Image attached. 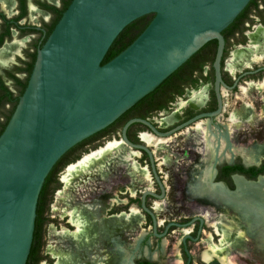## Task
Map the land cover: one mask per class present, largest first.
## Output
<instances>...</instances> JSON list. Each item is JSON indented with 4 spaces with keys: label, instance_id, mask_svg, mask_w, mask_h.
<instances>
[{
    "label": "water",
    "instance_id": "water-1",
    "mask_svg": "<svg viewBox=\"0 0 264 264\" xmlns=\"http://www.w3.org/2000/svg\"><path fill=\"white\" fill-rule=\"evenodd\" d=\"M254 1L70 0L37 50L0 133V264H25L37 203L54 168L75 149L123 124L137 106L213 47L216 110L163 132L137 118L120 130L127 146L146 153L158 185V196L145 191L140 198L154 232L144 197L161 199L163 188L150 152L127 141L125 130L139 123L165 137L195 120L192 129L217 122L223 109L219 96L230 94L221 85L226 51L221 34L248 14ZM195 219L201 225L202 218Z\"/></svg>",
    "mask_w": 264,
    "mask_h": 264
},
{
    "label": "flooded vegetation",
    "instance_id": "flooded-vegetation-1",
    "mask_svg": "<svg viewBox=\"0 0 264 264\" xmlns=\"http://www.w3.org/2000/svg\"><path fill=\"white\" fill-rule=\"evenodd\" d=\"M69 2L70 0H0V126L13 111L17 99L26 85L37 50L42 46L52 27L57 22ZM237 20L238 21L236 25L228 27L224 33L221 34L226 50L224 60L227 57V52L230 45H236L229 53L227 60L223 63L221 75V85L230 94L219 96V101L223 109L218 121L201 127L199 135H196L199 137V141L201 142L202 146H204L206 141L205 134L209 137L211 145H213L214 148L213 146L210 147L217 151L216 153L218 158V153L224 152L225 154V157L222 159L219 158L220 161L218 160L213 164V169L210 172L211 180L208 184L206 183L205 187L202 186V180L199 178V174H194L193 176L194 181L196 179L204 190V192H202V190L200 191V196H204V199L207 200L210 205L219 210H222L224 206H222V203L216 201L214 196L210 193L211 186H220L223 191L226 190L228 192H232L236 186V192L238 190L236 179H240L244 183H247V181H255L257 176L264 175V158L254 161L248 152L249 149H252L254 145L262 146L264 144V88L261 91H257L256 89V85L264 84V57H262L259 62H249L248 65L237 66L233 73L230 70V64L233 60V53L241 51L242 48L246 49L250 45L249 35L253 33L257 27H264V0H255L248 14L238 18ZM255 21L258 23L256 26H254ZM212 61L213 47L182 69L162 92L137 106L128 116L126 121L134 118L143 119L149 122L158 132H163L181 122L194 117L197 114L210 113L216 110L215 96L212 87ZM199 86L207 87L204 101L198 107L187 105L190 96L189 93L196 90ZM179 102L184 104L179 110V118L170 125L161 127L157 121H159L162 117L173 113L176 110V105ZM244 108L248 109L246 114L240 115V112H242ZM233 115L235 116L233 117ZM126 121H124V123ZM194 122L190 123L185 128L170 134L168 137H172L184 132L190 128ZM258 122H260L259 125H256ZM122 126L120 129L114 128L116 130L112 129L105 134L93 139L92 141L80 146L65 158L68 160L63 164L62 167L59 168L55 175L58 187L53 190L51 199L53 193L56 194L60 191V189H63L64 183L62 182L61 176L66 174L65 171L69 166L76 164L85 155H89L92 152L102 149L101 147L105 145V143L113 144L114 142H117H109L115 139V136L117 139H120L123 145H126L120 138V130ZM248 129H251V136H253L251 140L246 139V133L242 134V132ZM143 133L159 138L167 137L157 136L147 127L139 123H132L126 128L125 137L127 141L132 144L144 145L145 147L147 146L146 148L148 151L150 152L149 149H151V152L154 155L153 147L146 145L142 141L141 135ZM196 134H198V132H196ZM256 134L259 136L258 141L256 138H254ZM129 148L124 147L123 150L128 149L132 152H135L136 155L132 157V161L135 162L139 168L145 169L147 171L149 175V181L152 179L151 183L153 181L158 192L154 193L151 191V193L155 196H158L160 191L152 175L146 153L139 149ZM180 149L183 148L179 146V150ZM189 150L190 146H187V148L186 146L184 147V154L182 155L183 160L188 159V163L194 164V158H192V155L189 154ZM173 152L174 148L171 150V154H173L171 157L176 158L177 156V160H174V162H176V164L181 162L179 165H182V158L179 157L178 153L174 154ZM159 161L160 160L156 158L155 155L152 156L153 170L160 183V178L156 170H160V165H163V160L160 163ZM142 162H144L145 165H142ZM109 167V171L114 174L112 164L109 163ZM249 168H255L257 171ZM182 169L184 171V168ZM188 170L189 173L186 171V174H188L189 177V174L192 172V166L188 165ZM129 173L132 176L131 171ZM184 174L185 171L183 172V177L180 175V178H182V191L185 186ZM58 175H60V177ZM238 176H242L243 179ZM126 179L127 176L125 175V177L121 180L120 185L127 186L122 183ZM116 194L119 195L121 200L118 199ZM116 194L115 196L117 202L115 201L112 204L114 205L116 203L117 205H122V208L111 211L113 207L111 205V208L106 211L105 214H102L99 209L97 210L98 217L107 219L109 216L108 213H125L130 207L134 206L143 216V223L141 226H144L145 223H147V225L151 226L152 228L151 217L140 207V198L142 193H140L136 198V189H134V193H131L130 190L126 189L123 192L117 191ZM77 195H79V193ZM84 198L85 196L83 195L79 196L78 201H80V199L83 200ZM94 198H92V200L89 202L93 201ZM176 198L177 197H175V199ZM51 199L50 202L46 204L42 214L39 245L36 249H34L32 264H54L53 261L55 257L52 255V251L49 248H64L61 240L49 242L51 235L56 236L50 231L52 227L51 225H53L55 229L62 228L68 231H73L74 229L73 225L70 223V216L68 214L69 204H66L65 208L59 212L62 214V217L56 220V218L51 214V206L53 204ZM162 199L163 198L158 199L149 195L144 197L143 205L153 216L154 232L156 222L157 227L162 226V233L166 229L165 234L166 232L176 228H179V230L188 229V233L183 235L178 241L176 251H178L179 257L181 256V264H191L192 258L188 254L190 249H188L186 244L190 242L194 244L197 243L198 240L201 242L203 237H206L207 235L212 238V241L218 242L219 235L214 232L213 227L207 223V220L204 217L202 218L200 215L192 214L191 211L185 212L186 214L191 213V216L185 215L184 217L176 218V220H165L167 219L165 217V219L163 218L162 220L154 218L153 213L155 212L153 205L156 201H161ZM105 204H107V199ZM225 208L228 214L237 213L235 208H233L230 204H226ZM195 217L202 218L201 225L199 224L198 220H192ZM52 222H56L58 226H55ZM206 229H209V231ZM62 231L63 230L60 232ZM261 233L262 231L253 235L256 236V240L260 237ZM161 234L157 236H161ZM200 235H203V237L201 238ZM185 236L188 237L184 238ZM48 243L51 244L48 245ZM211 258L208 262L200 259L201 263L199 264H210V261H214L217 264H224L216 257Z\"/></svg>",
    "mask_w": 264,
    "mask_h": 264
},
{
    "label": "bare ground",
    "instance_id": "bare-ground-1",
    "mask_svg": "<svg viewBox=\"0 0 264 264\" xmlns=\"http://www.w3.org/2000/svg\"><path fill=\"white\" fill-rule=\"evenodd\" d=\"M249 39L250 45L246 49L242 48L241 51L233 53V60L230 64L232 73L236 70L237 66L248 65L249 62H259L261 58L264 57V27H257L255 31L249 35ZM263 88L264 84L256 85L257 91H261ZM206 91V86H199L196 90L189 93L190 96L187 105L192 107L200 106L205 99ZM183 105V103L179 102L176 105V110L169 115L165 114V117L157 121L158 124L161 127H166L176 121L179 118V110ZM247 110V108H244V110L240 112V115L246 114ZM234 116L235 115H233V117ZM200 130L201 127L196 129L188 128L175 136H166L167 138H159L143 133L141 139L146 145L153 147L155 156L158 157L159 154L163 155V165L160 166H166V168L171 164H175L174 158L171 157V155H173L171 154V150L175 148V144L180 140L183 143L190 142L189 154L192 155L195 161L192 165V172L194 174H199L198 176L202 180V186L205 187L206 183L208 184L211 180L210 172L213 169V164L216 163L219 158L222 159L225 157V154L224 152H220L218 153L219 158L217 157V151L213 150L214 146L211 145L209 137L206 134V141L204 146H202L199 137L196 136L199 135ZM196 132H198V134H196ZM210 146H213V148ZM101 148L102 149L96 152L86 155L79 162L66 170V174L63 176L64 191H66L72 183L79 181L82 175L86 173L95 175L93 171H97L99 167H103L104 165H109V163L106 162L111 159L112 154L123 153L118 163L123 165L129 162L130 171L133 175L140 178L143 182L149 179L147 171L139 168L138 165L132 161V157L136 155L135 152L128 149L123 150L124 145L121 142L107 144L105 147ZM248 152L254 161L264 158V144L262 146L254 145ZM150 153L153 156L151 151ZM107 175L111 183L116 187V191L123 192L128 189L131 193H134V188L132 187L133 183L127 186L120 185L121 180L125 177L121 166H116L115 176L110 171L107 172ZM261 177L258 178V182L256 181L257 183L254 182L256 184H250L249 182L244 183L242 180L236 179L238 187L236 192V186L232 192H228L224 189L231 194L223 191L220 186L210 187V193L214 196L215 200L222 203L224 207L222 210L216 209L206 200L204 202L205 206L202 207L203 210L199 213V215L202 216V218L204 217L207 223L213 227L214 232L219 235L218 242L212 241L209 235L202 239L201 242L205 245V251L202 253L201 257L205 262L211 257H216L224 264H231L229 260L231 252L235 249H241L248 236H253L255 233L262 231L260 237L255 240V243L260 246L255 248L256 255L259 257L258 248L261 250L264 249V176ZM103 181L107 186V178L105 180L103 179ZM189 184L190 183H187L188 188L190 187ZM146 188L149 187L147 186ZM58 194H61V192ZM76 199V202H71L68 208L70 223L74 227L73 231L64 229L59 233L52 227L50 229L52 234L56 236L61 234L63 238L68 239V244H66L64 248H49L52 251V255L55 257L54 264H133L132 254H125L126 251L124 252V248L131 243L132 240L130 236H134L133 232L137 229L135 223L136 219L143 218L139 210L132 206L129 214L122 212L117 215H109L107 219H104L98 217L97 210L100 209L102 214H105V212L111 208V204L115 201L117 202L115 194L107 198L106 192L103 196L94 198L91 202L81 199L78 201V197ZM106 199L107 204H105ZM66 200L67 199H65V201ZM226 204H230L235 208L237 213L228 214L225 208ZM185 205L189 206V203L187 202ZM55 211L56 210H54V212ZM154 212L157 215L166 214L167 205L164 202L162 204L157 202ZM187 233L188 230H181L180 232L181 236ZM179 240L180 239H178V241ZM114 247H117V249L115 250ZM118 259L120 262H118ZM176 262L179 264L181 263L178 254L176 255Z\"/></svg>",
    "mask_w": 264,
    "mask_h": 264
},
{
    "label": "rangeland",
    "instance_id": "rangeland-1",
    "mask_svg": "<svg viewBox=\"0 0 264 264\" xmlns=\"http://www.w3.org/2000/svg\"><path fill=\"white\" fill-rule=\"evenodd\" d=\"M257 24L258 23L255 21L254 26H256ZM235 46H236L235 44L230 45L228 52H227L228 53L227 57H228L229 53L234 49ZM227 57L225 58L224 62L227 60ZM155 117H157V116H155ZM259 123L260 122H258L256 125H259ZM250 131H251V129H248V130H245L244 132H242V134L246 133V139L247 140H251L253 138V136H251ZM258 137H259L258 134H256V136L254 138H256L258 141ZM114 138L115 139H113L109 142H114V141L121 142L120 139H117L116 136ZM189 143H183L180 140L179 142H177L175 144V148H174L173 153L179 154V157L182 158V165H179V163H181V162H178V164H176V162H175V164H171L168 168H166V166H160V170L158 168H157L158 170H156V172L159 175V178H160L159 180H160L161 186H162L164 191H163V197H162L163 199L161 201H156L155 204L157 202H159V204H162L164 202L167 205V213L166 214L156 215L155 213H153L154 218H156L158 220H162L164 217L167 218V219L164 218L165 220H171V219L176 220V218L184 217L185 215L191 216L190 215L191 213L195 214V215H199V213L203 210L202 207L205 206L204 202L206 200L204 199V196H200V191L202 190V192H204L203 188L201 187V185L198 183V181L196 179L194 181V177H193L194 173L193 172H191V174H193V175L189 174V177H188V174H186V171H187V173H189L188 165L189 166L193 165V164H190L187 162L188 159L183 160V157H182V155L184 154V147L186 146V148H187V146H190ZM107 144L108 143H105V145H103L102 147H105ZM179 146L183 149L179 150ZM124 147L129 148L126 145H124ZM149 150L151 151V149H149ZM112 156H117V157L112 158ZM112 156H111V159H109L106 163L112 164V166H113L112 168L114 171L113 175H116V166L119 165L122 167L124 175L127 176V179L124 180L122 183L125 185H129L130 183L134 184V185H132V187L134 189H136L135 198L140 193H143L145 191H150V192L153 191L154 193H158L156 186L153 183V181L151 183L152 179H150V181H149V179H147L145 182H143L137 176H135L133 174H132V176L130 175V173H129L130 172L129 171V168H130L129 164L130 163L129 162H126V164H123V165H120L118 163L120 156H123V153L122 154H112ZM162 157H163L162 154H159L158 157L156 156V158H158L160 160L159 163L162 161ZM174 160L175 161L177 160V156H176V158H174ZM157 164H156V167H157ZM142 165H145L144 162H142ZM182 168H184V171H185V174H184L185 186H184L183 191H182L183 187H182V180H181L182 178H180L184 172ZM109 169H110V167L108 164L104 165L103 167H99L97 171L96 170L93 171V173L95 172V175L94 174L89 175L91 173H89V174L86 173V174L82 175V178L79 181L72 183L67 188L66 191H64V188H63V189H60V191H59V192H61V194H58L59 192L56 194L53 193L52 199H51V202L53 201V204L51 206V209H52L51 214L56 218V220L62 217V214H60L59 212L63 208H65V204L66 203L70 204L71 202H76L75 201L76 197L83 195V196H85V198L83 200L90 201L94 197L100 198L106 192H107V198L113 194H116V192H117L116 187L111 183L109 176L107 175V172L109 171ZM65 173H66V171H65ZM125 173H127V174H125ZM174 173H176V174H174ZM58 176L60 177V175H58ZM63 176H61L62 182H63ZM177 176H179V177H177ZM106 178H107V186L105 185V183L103 181V179L105 180ZM186 182L190 183L189 188H188V185ZM147 186L149 188H146ZM78 193H79V195H77ZM116 195L118 196V199L121 200L119 198V195L118 194H116ZM127 195H129V194H127ZM175 197H177V198L175 199ZM187 197L189 198V200ZM178 198H179V200H178ZM65 199H67V200L65 201ZM202 200H203V202H202ZM187 202L189 203V206L185 205V203H187ZM155 204L153 205L154 208H155ZM111 205L113 206L111 211L122 208V205H117L116 203L114 205L113 204H111ZM150 205H152V204H150ZM130 208L125 213L129 214ZM54 210H56V211L54 212ZM190 211H191V213H189V214L185 213V212H190ZM120 213L121 212L116 213V214H112V213L111 214L108 213V214L109 215H117ZM66 217H68V216H66ZM52 223L55 226H58L56 222H52ZM135 223H136L137 229L135 232H133L134 236H130L131 240H132L131 243H129V245L124 248V252L126 251L125 254H127V255L132 254L133 261L140 258V259H147L150 261H155L158 264H179L176 262V255L178 254V251H176L177 250L176 245L178 243V239H180L183 236V235L181 236V234H180L182 229L179 230V228L178 229L176 228V229H173L169 232H166V234H163L161 236H157V235L162 233V226L157 227V222L155 224V232H152L151 226L147 225V223H145L144 226H141V224L143 223L142 217L139 219H136ZM158 223H160V222H158ZM51 226L53 227V225H51ZM55 230L57 232H60L61 230H64V229L60 228V229H55ZM206 230L209 231V229H206ZM125 234H127V233H125ZM200 237L202 238L203 235H200ZM203 238H205V237H203ZM60 240L63 243V245L65 246L68 239L63 238L61 236V234H60V236L59 235H57V236L51 235V238H49V242L50 241L56 242V241H60ZM255 240H256V236H248L244 246L241 249L233 250L230 254V259H229L231 264H264V249L261 250L260 248H258V253L260 254L258 257L256 255L255 248L260 247V246H259V244L255 243L256 242ZM136 243H137V245H136ZM50 244L51 243H48V245H50ZM186 245H187L188 249H190L188 251V254L192 258L191 264L201 263L200 259H202L201 255L205 251V247H204L205 245L202 242H200V240H198L197 243L193 244L190 242V243H187ZM114 248H115V250L117 249V247H114ZM178 249H179V247H178ZM111 260H113V259H111ZM208 261H206V262H208ZM118 262H120L119 259H118ZM53 263H54V261H53ZM114 264H116V263H114Z\"/></svg>",
    "mask_w": 264,
    "mask_h": 264
},
{
    "label": "trees",
    "instance_id": "trees-1",
    "mask_svg": "<svg viewBox=\"0 0 264 264\" xmlns=\"http://www.w3.org/2000/svg\"><path fill=\"white\" fill-rule=\"evenodd\" d=\"M237 21L238 20L236 19L229 27L236 25ZM9 116L5 119V121L2 122V124L0 126V133L3 129V127L5 126ZM122 125L123 124H121L120 126H118L116 128L120 129V127ZM114 130H116V129H114ZM67 160L68 159L63 160L61 163H59L54 168V170H53V172H52V174H51V176H50V178H49V180H48V182H47V184H46V186H45V188H44V190H43V192H42V194L38 200L36 211H35L34 225H33V231H32V239H31L30 248H29L28 255L26 257L25 264H32L34 249H36L39 245L41 219H42V214H43L44 208L46 207V204H48L50 202L51 194H52L53 190L58 187L55 175H56L57 171L59 170V168L62 167L63 164ZM249 169H253L254 171H257V169H255V168H249ZM146 217L148 218L147 215H146ZM134 264H158V263L155 261H150V260H146V259H137L134 261Z\"/></svg>",
    "mask_w": 264,
    "mask_h": 264
}]
</instances>
